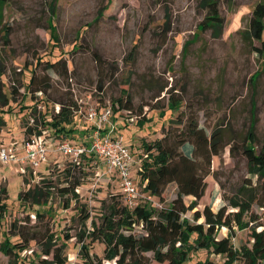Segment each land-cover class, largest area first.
Wrapping results in <instances>:
<instances>
[{
	"label": "rangeland",
	"instance_id": "1",
	"mask_svg": "<svg viewBox=\"0 0 264 264\" xmlns=\"http://www.w3.org/2000/svg\"><path fill=\"white\" fill-rule=\"evenodd\" d=\"M262 1L219 0L225 25L222 35L215 37L212 30H201L206 17L201 0H0V89L6 97L0 99V110H8L0 113V144H14L17 157L24 156V142L36 134L27 135V129L33 127L41 134L47 130L54 144L84 146L94 130L90 114L113 108L116 135L124 138L131 152L132 176L140 194H145L137 173L145 156L144 144L169 130L185 129L189 120L196 119L209 133L222 129L230 144L214 157L208 187L197 209L211 204L214 212L223 206L237 212L229 202L247 180L258 185L260 195L264 191V180L250 174L242 150L251 131L257 153L264 140V54L255 51L254 46L261 45L248 36L254 8ZM94 53L106 62L104 72ZM50 62L58 63L49 68ZM33 74L38 85L46 88L45 96L38 93L32 98L28 93ZM127 98L132 111L122 113L117 101L126 103ZM172 102L179 103L173 107ZM63 105L72 106L74 121L69 128L76 131L60 138L54 128L42 127V123ZM73 165L70 158L51 150L32 182L21 174L18 163L0 164V203L7 205L0 237L4 241L10 236L14 244L21 242L19 234L30 240L29 247L20 252L19 264L51 262L53 255L45 256L41 247L50 238L57 247L65 244L67 264H89L82 257L79 235L91 230L92 220L100 222L103 206L111 197L120 196L124 202L117 174L100 159L84 157L78 170ZM67 168L81 182L78 200L58 191L66 186L61 172ZM44 179L52 180L57 188L48 203L21 201L22 192ZM177 193L173 183L166 188L163 201L140 197V202L162 209ZM66 201H70L67 209ZM194 201L185 198L189 206ZM82 208L91 215L86 225L80 217ZM193 213L187 212L184 218L193 220ZM252 214L255 224L235 228L232 242L237 249L251 242L253 225L264 226V208L255 205ZM248 220L249 216L244 222ZM228 234L227 228H221L216 237ZM85 246L91 258L104 256V244H90L87 239ZM207 261L224 264L226 258L205 249L192 252L189 264ZM0 264L16 263L0 252Z\"/></svg>",
	"mask_w": 264,
	"mask_h": 264
},
{
	"label": "trees",
	"instance_id": "2",
	"mask_svg": "<svg viewBox=\"0 0 264 264\" xmlns=\"http://www.w3.org/2000/svg\"><path fill=\"white\" fill-rule=\"evenodd\" d=\"M200 5L206 11L201 30L203 32L212 30L215 37H220L225 21L220 15L219 0H201ZM248 36L252 41L259 42L261 48L254 46V49L260 56H263L264 1L258 3L254 8ZM165 42L166 38L163 43ZM134 51L129 58L132 62L135 59ZM94 57L99 68L104 72L106 62L96 53H94ZM57 63L50 62L49 68L56 67ZM43 86L38 85L36 76L33 74L28 82V93L32 98L38 93L45 96L47 90ZM0 99L6 100L1 89ZM127 99L126 103L123 99L117 101L119 110L132 111L131 100ZM178 103L172 102L173 107H176ZM3 111L6 113L8 110H0V113ZM73 119L72 106L63 105L58 114H52L50 118L44 117L42 123L44 126L42 127L49 125L60 134V138H64L73 135L76 131L74 128H69L73 124ZM1 121L0 127L2 128ZM47 121L52 125L47 124ZM34 132L41 135V132L33 127L27 129L29 136ZM254 140L255 134L251 131L246 137L242 150L248 160L250 174L257 177L259 181H263L264 140L259 153L252 145ZM228 145L230 144L227 143L222 129L216 128L209 133L208 129L200 126L196 119L189 120L185 129L169 130L164 132V135L158 140L144 144L145 156L141 159V165L137 172L144 193L163 201L166 188L174 183L178 190L177 196L168 207L162 209L154 208L150 202L141 203L136 208L129 209L121 201L120 196L111 197L109 203L103 206L104 213L100 217V222L92 220L91 230H85L79 235L78 241L82 244V257L88 259L86 263L189 264L192 252L206 249L212 251L213 255L224 256L226 258L224 264H235L240 261H243L244 264H263L264 228L258 231L259 227H264L263 225H253L250 228L251 242L249 244H241L237 249L232 242L236 227L248 228L250 224L256 223L257 220L252 214L253 207L259 205L264 208V191L260 195L258 185L254 186L252 179L247 180V183L240 188L236 198L229 202V205L233 209H237V212H228V206H223L218 212H214L211 204L205 206L203 210L197 209L208 187L207 178L212 174L213 159L221 155ZM73 166L76 168L75 170L80 168L78 165ZM71 172L70 168L61 172L65 174L64 183L66 186L58 191L61 196H69L72 200H78L80 196L77 189L81 186V182L76 177H72ZM27 181L24 179L25 183ZM55 189L57 188L52 180L44 179L28 191L22 192L20 199L31 205L46 204ZM186 197H193L195 201L189 206L185 202ZM65 207L66 209L70 207V201H66ZM6 210L7 205L0 203V231ZM190 211H194L193 220L184 218V215ZM80 215L83 225H86L91 219V215L84 208L80 210ZM247 216H249V220L244 222ZM221 228H227L229 234L220 239L216 237V233ZM19 236L21 242L15 244L12 243L10 236L6 237L4 241L0 237V252L14 258L16 264H19L20 252L26 250L30 245V240L26 239L23 234H19ZM67 237L65 240L69 241L70 238ZM87 239L90 240V244L100 242L105 245L103 257L98 255L90 257L89 249L85 246ZM53 240L50 238L41 246L43 254L45 256L53 255V260L47 262L44 259L40 264H67L64 254L65 244L57 247L56 244H53ZM90 258L92 260L89 262ZM201 264L213 263L207 261Z\"/></svg>",
	"mask_w": 264,
	"mask_h": 264
},
{
	"label": "built area",
	"instance_id": "3",
	"mask_svg": "<svg viewBox=\"0 0 264 264\" xmlns=\"http://www.w3.org/2000/svg\"><path fill=\"white\" fill-rule=\"evenodd\" d=\"M126 112L122 110V113ZM114 118L113 108L103 109L99 113L92 112L89 120L94 123V130L89 143L84 146L60 141L54 144L47 130H43L41 135L34 134L24 142V156L20 158L17 157L16 145L6 147L0 144V164L18 163L21 174L28 175L31 178L29 180L35 182L38 177L37 170L42 163L47 161L51 150L70 158L75 165H80L84 157L94 156L100 159L110 172L117 174L120 186L123 188L125 205L129 209H134L141 204L140 197L151 199L152 196L140 194V189L132 176L131 152L124 138L116 135L117 125Z\"/></svg>",
	"mask_w": 264,
	"mask_h": 264
}]
</instances>
